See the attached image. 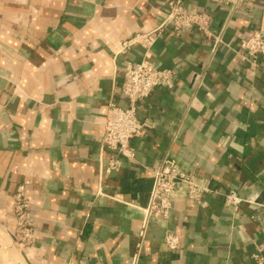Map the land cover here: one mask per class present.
<instances>
[{"label":"crops","instance_id":"0c3cea01","mask_svg":"<svg viewBox=\"0 0 264 264\" xmlns=\"http://www.w3.org/2000/svg\"><path fill=\"white\" fill-rule=\"evenodd\" d=\"M168 1L0 0V264H257L258 246L264 264V59L252 69L237 55L263 0H182L211 14L214 55L212 41L169 28L147 53H119ZM142 61L174 81L136 104L147 128L127 161L104 150L103 123L108 105L128 108L126 67ZM165 157L211 192L198 203L177 192L168 218L144 228L148 169ZM112 158L120 166L106 173ZM20 187L36 215L28 251L12 238ZM229 193L243 201L236 213Z\"/></svg>","mask_w":264,"mask_h":264},{"label":"built area","instance_id":"2783aa9c","mask_svg":"<svg viewBox=\"0 0 264 264\" xmlns=\"http://www.w3.org/2000/svg\"><path fill=\"white\" fill-rule=\"evenodd\" d=\"M217 2V0H212ZM261 19L257 30L247 39L239 42L238 57L250 68H257L260 59H264V0L261 6ZM211 14L206 11L188 9L182 0H170L162 14L161 22L149 33L136 34L122 41L119 53L128 52L132 47L139 46L145 53L149 51L157 38L166 30L171 29L175 36L187 33H198L207 41L213 42L210 54L214 55L217 45L222 44L219 35L210 30ZM174 73L167 69H158L149 63L128 64L125 72V82L122 95L128 101L127 109H120L113 104L108 105L103 123L102 145L104 150L120 156L127 161L134 159V151L129 146L132 139L139 137L147 128L136 115V104L146 99L157 87L172 88ZM202 81L198 82V86ZM120 166L117 158L109 160L106 173L116 171ZM153 178V187L147 209L143 212L144 228L152 216L167 219L171 213L174 195L182 192L191 202L198 203L204 193L211 192L206 186L199 185L195 179L181 172L175 162L167 157L152 169H148ZM243 201L234 193L223 196V205L232 213L238 211ZM13 233L12 238L21 251L33 248L34 220L36 215L31 210V204L23 188H19L12 200ZM144 231V229H143ZM141 232L139 237L143 238ZM164 245L169 251H177L180 247V237L167 232ZM140 246V245H139ZM252 258L257 264H263L259 257L261 247H257ZM136 260V258H135Z\"/></svg>","mask_w":264,"mask_h":264}]
</instances>
